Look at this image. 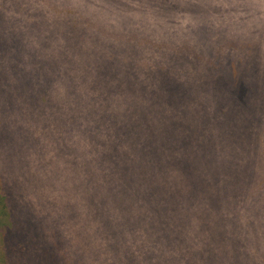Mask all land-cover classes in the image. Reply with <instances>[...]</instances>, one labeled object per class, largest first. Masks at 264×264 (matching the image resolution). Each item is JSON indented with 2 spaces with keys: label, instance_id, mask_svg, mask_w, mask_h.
Segmentation results:
<instances>
[{
  "label": "trees",
  "instance_id": "obj_1",
  "mask_svg": "<svg viewBox=\"0 0 264 264\" xmlns=\"http://www.w3.org/2000/svg\"><path fill=\"white\" fill-rule=\"evenodd\" d=\"M4 14L12 126L69 151L80 264H264V0H0ZM98 197L109 212L83 229Z\"/></svg>",
  "mask_w": 264,
  "mask_h": 264
},
{
  "label": "rangeland",
  "instance_id": "obj_2",
  "mask_svg": "<svg viewBox=\"0 0 264 264\" xmlns=\"http://www.w3.org/2000/svg\"><path fill=\"white\" fill-rule=\"evenodd\" d=\"M170 47L168 35V90L179 87L174 84L177 67L171 65L175 58L170 56ZM12 111V17L4 14L0 16V264H80L81 247L76 234L70 233L75 228L64 224L70 214L78 215L81 201L74 197L77 187L68 178L71 186L67 191V172L62 166L69 151L58 144L63 151L60 156L55 152L56 141L46 137L48 129L37 130L36 139L28 135V122L25 126L19 123L14 130ZM177 133L173 134L168 124V141L179 144ZM177 202L173 198L168 203L172 208L168 229H177L181 224L176 213L182 212L174 209ZM86 209L87 215L85 211L80 214L83 229H93L95 216L109 212L100 197ZM72 216L69 222L77 220ZM66 233L72 238L63 246L62 235Z\"/></svg>",
  "mask_w": 264,
  "mask_h": 264
}]
</instances>
